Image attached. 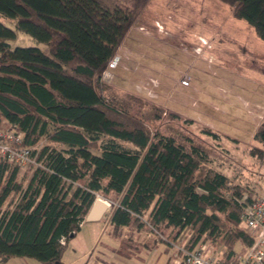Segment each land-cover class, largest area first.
Instances as JSON below:
<instances>
[{"label":"trees","instance_id":"1","mask_svg":"<svg viewBox=\"0 0 264 264\" xmlns=\"http://www.w3.org/2000/svg\"><path fill=\"white\" fill-rule=\"evenodd\" d=\"M221 1L264 41V0ZM149 2L0 0L15 24L0 20V129L14 127L36 156L26 167L0 157V263L62 264L98 195L112 201L118 236L129 228L187 250L220 243L221 264H239L254 244L240 203L253 193L211 165L213 147L185 128L192 119L102 79ZM18 32L46 49L13 48ZM254 140L264 146V127Z\"/></svg>","mask_w":264,"mask_h":264},{"label":"rangeland","instance_id":"2","mask_svg":"<svg viewBox=\"0 0 264 264\" xmlns=\"http://www.w3.org/2000/svg\"><path fill=\"white\" fill-rule=\"evenodd\" d=\"M0 20L15 27L8 18ZM11 46L47 47L24 32ZM117 54L122 63L108 82L192 119L185 128L213 147L211 165L253 198H264V158L251 155L254 147L264 149L254 140L264 127V41L234 16L233 7L221 0H150ZM114 230L106 214L99 223L85 221L69 239L62 264H127L114 257H126L123 242L129 237L135 244L142 234L123 228L118 236Z\"/></svg>","mask_w":264,"mask_h":264},{"label":"built area","instance_id":"3","mask_svg":"<svg viewBox=\"0 0 264 264\" xmlns=\"http://www.w3.org/2000/svg\"><path fill=\"white\" fill-rule=\"evenodd\" d=\"M120 62L121 56L116 54L104 69L102 79L110 80L113 70ZM0 157L23 167L36 164V156L32 149L23 145L22 135L17 133L14 127L0 129ZM103 200L111 207V202ZM240 203L242 204L243 224L254 235L255 242L239 256V264H264V198L255 197L248 201L247 197H243ZM61 243L65 244L64 238L61 239ZM177 249L182 253L184 264H221V258L205 254L204 243L192 250H187L182 246H177Z\"/></svg>","mask_w":264,"mask_h":264},{"label":"crops","instance_id":"4","mask_svg":"<svg viewBox=\"0 0 264 264\" xmlns=\"http://www.w3.org/2000/svg\"><path fill=\"white\" fill-rule=\"evenodd\" d=\"M124 58V57H123ZM122 63V62H121ZM120 63V65H121ZM109 212V209L105 211L103 216L99 220L92 221L90 223H99L102 221L105 214ZM137 231L138 230H133ZM142 236L138 239V241L135 244H132L130 242L125 243L129 249H126L128 252L126 257L121 255H116L114 257V260L118 263H124V261L127 264H181V257L178 253L177 246L172 247L167 245L166 243L162 242H156V240H153L149 238V236H145L142 232ZM135 235V233H132ZM134 243V242H133ZM205 246V254L211 255L215 258H221L222 254L225 250L224 246L220 243H217L216 245H212L209 242L204 243ZM238 250H242V246H238ZM247 249L243 250V253H245ZM99 260V259H98ZM40 262L34 259H27V258H13L5 263L0 264H39ZM42 264V263H40ZM93 264H107L106 261L100 259L99 262L93 263Z\"/></svg>","mask_w":264,"mask_h":264},{"label":"water","instance_id":"5","mask_svg":"<svg viewBox=\"0 0 264 264\" xmlns=\"http://www.w3.org/2000/svg\"><path fill=\"white\" fill-rule=\"evenodd\" d=\"M108 209L109 205L102 198H97L93 206L91 207L85 221L92 222L95 220H99ZM73 236L74 234L71 235V237Z\"/></svg>","mask_w":264,"mask_h":264}]
</instances>
